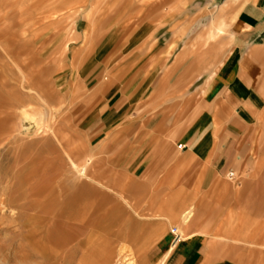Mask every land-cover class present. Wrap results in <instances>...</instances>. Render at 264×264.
Wrapping results in <instances>:
<instances>
[{
	"label": "rangeland",
	"instance_id": "374dc122",
	"mask_svg": "<svg viewBox=\"0 0 264 264\" xmlns=\"http://www.w3.org/2000/svg\"><path fill=\"white\" fill-rule=\"evenodd\" d=\"M225 1L0 0V264H152L147 250L163 234L174 226L183 238L205 233L207 218L219 224L217 237L233 240L242 264H264L262 170L228 164V185L211 193L202 186L221 166L176 144L161 162L174 172L157 179L176 188L128 171L153 154L145 140L159 117L177 126L205 84L211 95L243 8L264 7L241 0L211 38ZM181 187L196 208L189 225L146 219L163 215L147 209L150 200Z\"/></svg>",
	"mask_w": 264,
	"mask_h": 264
},
{
	"label": "crops",
	"instance_id": "0c3cea01",
	"mask_svg": "<svg viewBox=\"0 0 264 264\" xmlns=\"http://www.w3.org/2000/svg\"><path fill=\"white\" fill-rule=\"evenodd\" d=\"M240 3L241 0H226L222 4L215 20L217 30L212 33L214 37L224 33L230 23L229 11ZM220 28L222 31L217 33ZM230 35L233 45L228 58L212 80L211 95H203L207 87L205 84L200 102L177 126L176 122L169 123L166 115L158 118L153 127L155 129L158 124L155 133L145 140L148 143L152 140L151 145L156 146L152 150L154 152H143L136 168H128L133 177L143 180L150 178V182L158 183V178L174 172V168H161V162L165 156H170L176 144L182 148L188 146L187 150H182L185 153L202 160L214 158L221 166L209 170L211 179L202 186L210 189L211 193L221 192L224 185H228L222 177L228 164L232 163L236 167L232 169L237 171L255 173L262 170L264 174V168H258L263 162L261 157H264V7L253 3L245 6L236 17ZM168 129L170 131L163 134ZM251 154H257L259 160H252ZM252 163L254 168H251ZM245 164L248 168H241ZM217 173L220 177L216 176ZM160 183L162 185L156 187L176 188L170 181L162 180ZM184 188L171 190L162 197L150 200L147 209L163 215L146 219L157 222L179 219L181 223L182 213L188 208L193 213L190 223L196 215V208L189 205V194ZM122 196L131 203L125 195ZM206 222H210V226L205 233L193 231L180 240L175 241L172 232L163 234L147 250V261L152 264L161 259L162 264H242L233 240L217 237L219 224L213 228L211 219L207 218ZM225 231V237L233 236L228 230Z\"/></svg>",
	"mask_w": 264,
	"mask_h": 264
},
{
	"label": "bare ground",
	"instance_id": "6f19581e",
	"mask_svg": "<svg viewBox=\"0 0 264 264\" xmlns=\"http://www.w3.org/2000/svg\"><path fill=\"white\" fill-rule=\"evenodd\" d=\"M222 28H220L218 31H217V33H220L222 30H221ZM214 35L215 34H212V35H210V37H214ZM28 90V89H27ZM32 91H34V90H32ZM41 122V121H40ZM40 124V123H39ZM42 125V124H41ZM45 128V127H44ZM47 128H48V126H47ZM47 128H46V130H47ZM40 129V128H39ZM43 131H45V130H43ZM48 131V130H47ZM50 131V130H49ZM48 133V132H47ZM44 134H45V132H44ZM69 158V157H68ZM95 158V157H94ZM69 162H70V165L73 167V168H79V166L77 165V163H75V162H73L71 159L70 160H68ZM91 162V160L90 159H86V163H87V165H83L82 167H81V169L79 170V174H81L82 176H87L86 175V171H87V167H88V164ZM96 181V180H95ZM97 183H99L102 187H105V188H107V189H109V190H111V191H114L113 189H111V187L109 186V185H105V184H103V183H101L100 181H96ZM115 192V191H114ZM117 194L121 197V199H122V201H123V203H125V204H128L129 205V202H128V200L124 197V196H122V194L120 193V192H117ZM2 206V205H1ZM95 207V206H94ZM86 209V208H85ZM84 209V210H85ZM87 210V209H86ZM85 210V211H86ZM84 211V212H85ZM134 211V210H133ZM159 211V210H158ZM192 215H193V213H192V210H188V208H187V210H185L184 211V213H182V221H181V226H184V225H187L188 223H189V221H190V219H191V217H192ZM163 218V217H162ZM164 218H166V217H164ZM170 222V220H167L166 219V221H165V223L164 224H167V223H169ZM57 224V223H56ZM53 225V224H52ZM55 225V224H54ZM59 225V224H58ZM56 226V225H55ZM65 227V228H67V229H71V231L73 232L75 229H74V224H68V223H66V222H62V224H61V227ZM143 226V225H142ZM135 227V226H134ZM57 228V227H56ZM159 229H160V227H159ZM50 231V230H49ZM158 232H159V230H158ZM157 232V233H158ZM49 233V232H48ZM177 233H178V229H177ZM121 234H123V233H121ZM179 234V236H180V238H179V240L182 238V234L181 233H178ZM47 236V235H46ZM60 236V235H59ZM77 236V235H76ZM74 237V236H73ZM127 238H128V235L126 236ZM54 238V237H53ZM57 240L59 241V240H61L62 241V238H57ZM136 240V239H135ZM48 241V240H47ZM87 241V240H86ZM133 242H135L134 240H133ZM58 243H60V242H58ZM91 243V242H90ZM93 245V244H92ZM123 249V248H122ZM124 251V250H123ZM124 253V252H123ZM120 256V255H119ZM121 257H123V256H121ZM124 259V258H123ZM119 260V259H118ZM122 261V260H121ZM120 261V262H121ZM119 262V263H120ZM161 263H163V261L161 262Z\"/></svg>",
	"mask_w": 264,
	"mask_h": 264
},
{
	"label": "built area",
	"instance_id": "2783aa9c",
	"mask_svg": "<svg viewBox=\"0 0 264 264\" xmlns=\"http://www.w3.org/2000/svg\"><path fill=\"white\" fill-rule=\"evenodd\" d=\"M228 177L231 179V180H235L236 179V173L234 171H229L228 172ZM172 234L175 236V241L178 240L180 238L179 234L177 233V227L174 226L173 229L171 230Z\"/></svg>",
	"mask_w": 264,
	"mask_h": 264
}]
</instances>
